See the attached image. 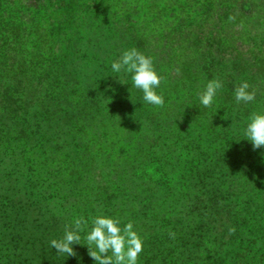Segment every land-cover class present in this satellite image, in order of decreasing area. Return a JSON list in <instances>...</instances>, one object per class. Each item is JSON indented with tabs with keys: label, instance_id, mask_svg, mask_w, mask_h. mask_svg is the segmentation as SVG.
Instances as JSON below:
<instances>
[{
	"label": "trees",
	"instance_id": "trees-1",
	"mask_svg": "<svg viewBox=\"0 0 264 264\" xmlns=\"http://www.w3.org/2000/svg\"><path fill=\"white\" fill-rule=\"evenodd\" d=\"M56 2L0 0V264H94L87 246L74 245L76 254L68 257L56 254L49 241L60 238L74 217L96 215L133 223L144 241L137 264H264V146L253 150L242 132L252 112L264 111V83L255 86L257 104H237L231 98L222 113L214 111V144L204 137L201 121L195 130L192 119L183 121L189 115L177 111L169 88L160 92L162 106L141 103L136 92L120 95L121 114L112 105L121 82L115 75L106 77L121 53L101 56L87 72L80 61L78 80L68 79L69 67L47 63L52 30L39 15ZM80 47L87 49V57L88 43ZM177 65L173 60L172 66ZM49 67L57 70L48 73ZM159 73L160 87L178 79L171 69ZM103 80L111 87L104 93ZM188 84L183 81V88ZM32 91L43 93L31 101ZM76 101L82 115L74 119L67 109ZM181 117L191 146L185 155L178 145ZM108 142L113 146L102 150ZM119 145L121 153L114 159L111 152ZM94 155L101 161H93ZM128 161L130 166H124ZM92 166L108 177L106 185L111 183L106 197ZM117 173L119 181L109 177ZM187 179L196 180L205 199L199 201L201 211L188 217L181 242L178 236L171 240V227L158 222L174 216L180 191L189 193ZM112 185L125 188L115 192ZM208 226H214L213 232Z\"/></svg>",
	"mask_w": 264,
	"mask_h": 264
},
{
	"label": "rangeland",
	"instance_id": "rangeland-1",
	"mask_svg": "<svg viewBox=\"0 0 264 264\" xmlns=\"http://www.w3.org/2000/svg\"><path fill=\"white\" fill-rule=\"evenodd\" d=\"M107 1L57 0L56 5L49 7L48 11L41 10L40 18H43L52 30L49 36L51 50L48 60L50 59V62L47 63L54 61L69 67L68 79L78 80L75 70L78 71L76 66L80 61H83L84 71L87 72L89 67H95L98 64L101 56L113 57L122 54L125 49L134 47L153 57L154 66L157 67L158 72L164 73L171 69L173 75L178 73L176 81H168L169 83L159 87L158 91L162 92L164 87L174 90L170 98L178 102L177 111L189 115L186 119L181 117V122L182 119L184 122L192 119L194 122L192 127L195 130L201 121L200 129L204 132V137L214 144L213 129L210 125L212 115L215 112L222 113L224 102H228L231 98L235 99L234 88L246 81L250 85V90L255 91L256 85L264 83V0H109L114 3L113 5L108 4ZM82 42L88 43L87 57L84 56L87 49L80 47ZM93 44L96 46L93 47ZM70 46H73V49L70 50ZM79 58L81 60H78ZM170 59L175 60V64L179 67L172 66L173 60L170 61ZM56 70L57 67L56 69L47 68L48 73ZM106 75V77L115 75L116 78H121L122 82L127 83H118V89L114 96L112 95V105L117 110L120 108L121 114H123V106L120 107L116 99L122 94L136 92L140 95V102L145 103L142 100V93L138 89L131 88L130 74L122 76L109 70L106 71ZM211 79H219L223 87L219 90L214 105L211 108H204L199 105L196 93L202 91L203 86ZM183 81L189 83L185 89ZM105 82L103 80V87H101L103 93L111 88ZM32 92L31 101L43 93L42 91ZM258 97L260 98L256 96ZM259 98L253 103L257 104ZM134 100L131 99L132 102ZM183 100L188 103L186 106L183 105ZM53 103L51 101V104ZM191 106L195 107L196 113H192V109L191 113L188 111ZM158 108L156 110L153 108V111L156 112ZM40 109L42 113H46L45 108L40 107ZM67 110L70 118L76 119L82 115L77 101ZM169 111L170 109H165L163 114L169 115ZM104 113L113 114L112 112ZM132 114V117L140 116L139 112ZM220 116L224 126V122H228L226 113ZM182 124L183 122L176 125L180 131H182ZM179 135L178 145L181 144L179 151L185 155L191 146L186 144L183 131ZM112 146L109 142L105 143L102 145V150H110ZM123 147L125 148L124 145ZM120 151L119 145L111 152L112 157L115 159L121 153ZM189 159H191L190 154L186 161L188 162ZM93 161L96 163L101 161L100 156L94 155ZM127 164L124 166L129 167V161ZM93 170L94 176L99 181L102 179L99 188L100 192H103L102 196L106 197L108 192L110 194L111 183L105 184L108 177L103 178L104 173L100 167L92 166ZM112 176L120 180L118 173L109 175V177ZM120 187L125 188L123 185H112L115 192ZM187 188L188 194L185 195L182 189L183 192L180 191L177 196V204L171 220L162 218L158 222L163 228L171 227L169 231L173 237L171 240L177 236L181 242L186 240L184 231L189 222L188 217L192 218L203 207V203L199 201L205 199V195L196 184V180L192 182L187 179ZM153 201L152 197L151 202ZM210 222L214 224L213 218ZM213 227L208 226L207 230L213 232ZM160 232L163 233V231Z\"/></svg>",
	"mask_w": 264,
	"mask_h": 264
},
{
	"label": "clouds",
	"instance_id": "clouds-1",
	"mask_svg": "<svg viewBox=\"0 0 264 264\" xmlns=\"http://www.w3.org/2000/svg\"><path fill=\"white\" fill-rule=\"evenodd\" d=\"M111 71L122 76L130 74L131 88L138 89L142 93V100L148 105H164V97L158 91L162 76L156 70L152 56L134 47L125 49L118 60L111 62ZM117 79L127 84L121 78ZM222 87L219 79L209 80L198 94L199 105L211 108ZM234 98L237 104H246L255 101L256 93L244 81L234 88ZM234 124L235 121L231 125ZM242 132L244 139L251 142L253 150L264 146V111L252 112L245 121ZM89 220L91 227L87 228ZM89 220L74 217L70 224L65 225L63 235L58 239H51L49 246L55 249L56 254L68 257L76 254L74 245L87 246L94 264H137L144 241L134 230L132 222L122 224L119 218L105 215H96Z\"/></svg>",
	"mask_w": 264,
	"mask_h": 264
}]
</instances>
